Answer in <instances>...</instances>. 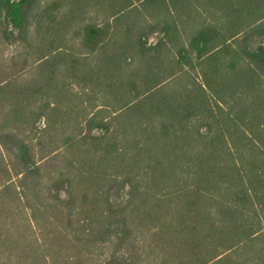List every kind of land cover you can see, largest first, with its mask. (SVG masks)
<instances>
[{
  "label": "trees",
  "instance_id": "trees-1",
  "mask_svg": "<svg viewBox=\"0 0 264 264\" xmlns=\"http://www.w3.org/2000/svg\"><path fill=\"white\" fill-rule=\"evenodd\" d=\"M71 1L0 0V264H264V0Z\"/></svg>",
  "mask_w": 264,
  "mask_h": 264
},
{
  "label": "rangeland",
  "instance_id": "rangeland-1",
  "mask_svg": "<svg viewBox=\"0 0 264 264\" xmlns=\"http://www.w3.org/2000/svg\"><path fill=\"white\" fill-rule=\"evenodd\" d=\"M54 1L58 3L60 12L68 9L73 4L71 0H37V4L33 5L30 11V24L33 25V22L35 20V13L37 12L39 7L45 5L49 6L50 3H53ZM83 3V15L82 17H80V20L83 22H100L101 19L109 13L111 6L110 0H84ZM150 5L137 1L134 3V5L125 8L121 13L117 15V20L121 24L120 28L122 30H125L124 28L130 24H132L133 26L146 25L148 23L155 22L157 19L164 18L163 12L161 14L157 13V9L153 8V5ZM198 20H201V18H199ZM138 29H141V26L138 27ZM16 47V44L8 45L1 42L0 57L2 55L8 58L10 54L12 55L16 52Z\"/></svg>",
  "mask_w": 264,
  "mask_h": 264
}]
</instances>
